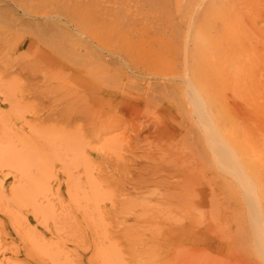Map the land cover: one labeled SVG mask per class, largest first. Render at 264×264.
<instances>
[{
	"label": "rangeland",
	"instance_id": "1",
	"mask_svg": "<svg viewBox=\"0 0 264 264\" xmlns=\"http://www.w3.org/2000/svg\"><path fill=\"white\" fill-rule=\"evenodd\" d=\"M174 6L0 0V264H264V54Z\"/></svg>",
	"mask_w": 264,
	"mask_h": 264
},
{
	"label": "bare ground",
	"instance_id": "2",
	"mask_svg": "<svg viewBox=\"0 0 264 264\" xmlns=\"http://www.w3.org/2000/svg\"><path fill=\"white\" fill-rule=\"evenodd\" d=\"M174 5L177 29L176 34L175 31L173 33L177 37L174 43L176 52H184L183 55L210 53L222 56L264 54V0H174ZM97 91L92 92L102 93ZM182 232L174 234V239L182 242ZM194 234V241L201 246L196 249V256L206 264L207 246L204 247L202 243L213 241L214 234L208 231ZM195 258L190 256L189 263L200 264V260ZM182 260L180 264H186V260Z\"/></svg>",
	"mask_w": 264,
	"mask_h": 264
}]
</instances>
